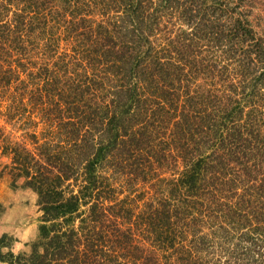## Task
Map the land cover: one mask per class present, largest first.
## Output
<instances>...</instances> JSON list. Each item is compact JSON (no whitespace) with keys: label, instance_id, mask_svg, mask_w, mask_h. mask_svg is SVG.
<instances>
[{"label":"trees","instance_id":"obj_1","mask_svg":"<svg viewBox=\"0 0 264 264\" xmlns=\"http://www.w3.org/2000/svg\"><path fill=\"white\" fill-rule=\"evenodd\" d=\"M263 20L264 0H0L20 131L0 158L41 213L0 264H264Z\"/></svg>","mask_w":264,"mask_h":264},{"label":"rangeland","instance_id":"obj_2","mask_svg":"<svg viewBox=\"0 0 264 264\" xmlns=\"http://www.w3.org/2000/svg\"><path fill=\"white\" fill-rule=\"evenodd\" d=\"M29 125L34 130L42 129V126L36 127L31 123ZM15 126L0 119V127L6 133L13 134L16 131L15 135L19 136L20 131ZM8 163L7 158H0V237L7 235L12 239L11 248L17 254L28 251L29 246L37 240L41 213L37 205V195L24 186L23 179L15 178L9 168L4 169L3 166Z\"/></svg>","mask_w":264,"mask_h":264}]
</instances>
